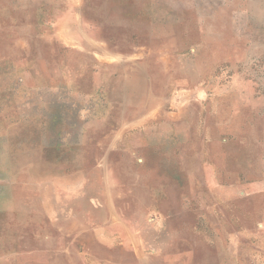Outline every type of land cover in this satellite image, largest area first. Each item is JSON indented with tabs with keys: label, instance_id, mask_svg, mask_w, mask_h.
<instances>
[{
	"label": "rangeland",
	"instance_id": "374dc122",
	"mask_svg": "<svg viewBox=\"0 0 264 264\" xmlns=\"http://www.w3.org/2000/svg\"><path fill=\"white\" fill-rule=\"evenodd\" d=\"M43 4L0 38V264H264V0Z\"/></svg>",
	"mask_w": 264,
	"mask_h": 264
},
{
	"label": "crops",
	"instance_id": "0c3cea01",
	"mask_svg": "<svg viewBox=\"0 0 264 264\" xmlns=\"http://www.w3.org/2000/svg\"><path fill=\"white\" fill-rule=\"evenodd\" d=\"M43 1L44 0H0V38L15 41L18 39L19 27H29L34 31L35 25L48 24L52 17V8L51 5H49V7L45 6ZM45 1L47 2V0ZM56 6L58 7V5ZM53 11L56 12V7ZM58 17L59 19L56 21V24L61 25L66 22L65 19L67 20L68 15ZM32 39H34L33 36ZM8 52L9 51L0 53V56L14 59L18 57L12 54V52Z\"/></svg>",
	"mask_w": 264,
	"mask_h": 264
}]
</instances>
